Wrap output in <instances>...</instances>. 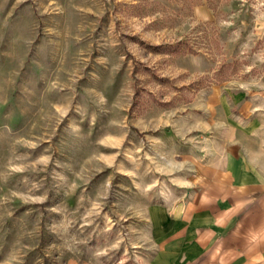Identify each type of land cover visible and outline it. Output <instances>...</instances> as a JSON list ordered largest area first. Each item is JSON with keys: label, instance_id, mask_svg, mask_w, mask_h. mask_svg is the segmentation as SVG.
I'll return each mask as SVG.
<instances>
[{"label": "rangeland", "instance_id": "374dc122", "mask_svg": "<svg viewBox=\"0 0 264 264\" xmlns=\"http://www.w3.org/2000/svg\"><path fill=\"white\" fill-rule=\"evenodd\" d=\"M242 94L264 0H0V264H147L191 125Z\"/></svg>", "mask_w": 264, "mask_h": 264}, {"label": "crops", "instance_id": "0c3cea01", "mask_svg": "<svg viewBox=\"0 0 264 264\" xmlns=\"http://www.w3.org/2000/svg\"><path fill=\"white\" fill-rule=\"evenodd\" d=\"M210 102L221 112L190 127L187 188L156 213L147 264H264V94Z\"/></svg>", "mask_w": 264, "mask_h": 264}]
</instances>
